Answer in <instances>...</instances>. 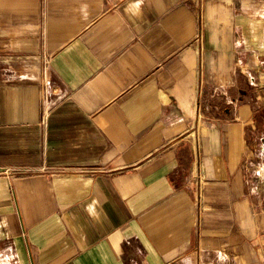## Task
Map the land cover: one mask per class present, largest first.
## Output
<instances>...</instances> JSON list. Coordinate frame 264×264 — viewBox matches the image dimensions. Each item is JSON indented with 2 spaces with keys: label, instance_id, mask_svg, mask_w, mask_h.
Here are the masks:
<instances>
[{
  "label": "crops",
  "instance_id": "obj_1",
  "mask_svg": "<svg viewBox=\"0 0 264 264\" xmlns=\"http://www.w3.org/2000/svg\"><path fill=\"white\" fill-rule=\"evenodd\" d=\"M263 113L264 0H0V264H264Z\"/></svg>",
  "mask_w": 264,
  "mask_h": 264
},
{
  "label": "rangeland",
  "instance_id": "obj_2",
  "mask_svg": "<svg viewBox=\"0 0 264 264\" xmlns=\"http://www.w3.org/2000/svg\"><path fill=\"white\" fill-rule=\"evenodd\" d=\"M264 118V113L262 114L261 118ZM262 134L264 137V128L262 129ZM261 153L259 154V159L254 164L256 166H253L251 168V171L253 170V177L251 176L252 186H257L256 193H261L264 195V144H261L260 147Z\"/></svg>",
  "mask_w": 264,
  "mask_h": 264
},
{
  "label": "built area",
  "instance_id": "obj_3",
  "mask_svg": "<svg viewBox=\"0 0 264 264\" xmlns=\"http://www.w3.org/2000/svg\"><path fill=\"white\" fill-rule=\"evenodd\" d=\"M201 34H200V32H198V34H197V37H196V41H198V42H200L201 41ZM256 189H257V186H252L251 187V192H253V193H256Z\"/></svg>",
  "mask_w": 264,
  "mask_h": 264
}]
</instances>
